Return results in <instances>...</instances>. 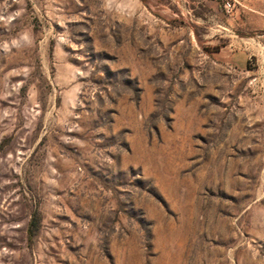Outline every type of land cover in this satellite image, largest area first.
I'll use <instances>...</instances> for the list:
<instances>
[{
	"label": "rangeland",
	"instance_id": "374dc122",
	"mask_svg": "<svg viewBox=\"0 0 264 264\" xmlns=\"http://www.w3.org/2000/svg\"><path fill=\"white\" fill-rule=\"evenodd\" d=\"M0 264H264V0H0Z\"/></svg>",
	"mask_w": 264,
	"mask_h": 264
},
{
	"label": "trees",
	"instance_id": "16d2710c",
	"mask_svg": "<svg viewBox=\"0 0 264 264\" xmlns=\"http://www.w3.org/2000/svg\"><path fill=\"white\" fill-rule=\"evenodd\" d=\"M38 225H39V223H38V218H37V215H36V213L35 214H33V218H32V220L30 221V228L32 229H37L38 228Z\"/></svg>",
	"mask_w": 264,
	"mask_h": 264
},
{
	"label": "built area",
	"instance_id": "2783aa9c",
	"mask_svg": "<svg viewBox=\"0 0 264 264\" xmlns=\"http://www.w3.org/2000/svg\"><path fill=\"white\" fill-rule=\"evenodd\" d=\"M225 8H226L228 11L233 10V8H234V3L231 2V1H227V2L225 3Z\"/></svg>",
	"mask_w": 264,
	"mask_h": 264
}]
</instances>
